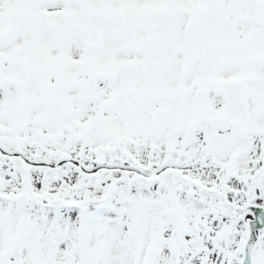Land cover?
<instances>
[{"label": "snow or ice", "instance_id": "snow-or-ice-1", "mask_svg": "<svg viewBox=\"0 0 264 264\" xmlns=\"http://www.w3.org/2000/svg\"><path fill=\"white\" fill-rule=\"evenodd\" d=\"M0 264H264V0H0Z\"/></svg>", "mask_w": 264, "mask_h": 264}]
</instances>
